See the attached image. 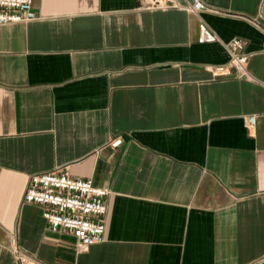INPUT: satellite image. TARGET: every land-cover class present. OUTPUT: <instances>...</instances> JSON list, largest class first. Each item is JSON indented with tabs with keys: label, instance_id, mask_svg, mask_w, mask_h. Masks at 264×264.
I'll use <instances>...</instances> for the list:
<instances>
[{
	"label": "crops",
	"instance_id": "obj_1",
	"mask_svg": "<svg viewBox=\"0 0 264 264\" xmlns=\"http://www.w3.org/2000/svg\"><path fill=\"white\" fill-rule=\"evenodd\" d=\"M200 2L217 14L32 0L0 26V264L11 238L37 264H264V0ZM200 21L241 41L244 76L206 70L228 55ZM47 172L108 192L101 243L77 253L23 203Z\"/></svg>",
	"mask_w": 264,
	"mask_h": 264
},
{
	"label": "built area",
	"instance_id": "obj_2",
	"mask_svg": "<svg viewBox=\"0 0 264 264\" xmlns=\"http://www.w3.org/2000/svg\"><path fill=\"white\" fill-rule=\"evenodd\" d=\"M140 11L183 10L199 15L217 12L207 9L200 0H138ZM39 17L32 10V0H0V26L25 24L36 21ZM198 44L219 43L225 49L228 60L221 65L207 66L206 70L213 78H225L231 75L244 76L247 53L239 39L222 43L202 21L197 26ZM254 118L245 119L247 128H251ZM120 140L110 143L116 147ZM107 191L94 186L91 180H80L68 177L64 173L47 172L33 174L28 178L23 194L24 204L40 206L41 217L48 228L55 232L69 234L74 240L77 253L85 251L89 246L103 241L104 234V198ZM12 252L19 264H37L31 257L19 252L14 240L9 241Z\"/></svg>",
	"mask_w": 264,
	"mask_h": 264
}]
</instances>
